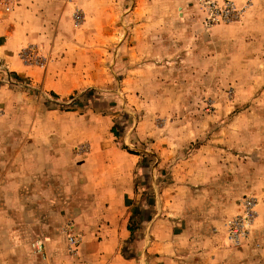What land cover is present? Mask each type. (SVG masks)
<instances>
[{"label":"rangeland","instance_id":"obj_1","mask_svg":"<svg viewBox=\"0 0 264 264\" xmlns=\"http://www.w3.org/2000/svg\"><path fill=\"white\" fill-rule=\"evenodd\" d=\"M32 6L0 0V16L18 10L36 33ZM56 10L68 50L25 45L15 54L25 73L0 60V264H53L51 235L77 258L92 210L118 205L130 237L152 210L181 223L192 264H264V0ZM60 53L80 82L67 94L35 74Z\"/></svg>","mask_w":264,"mask_h":264},{"label":"crops","instance_id":"obj_2","mask_svg":"<svg viewBox=\"0 0 264 264\" xmlns=\"http://www.w3.org/2000/svg\"><path fill=\"white\" fill-rule=\"evenodd\" d=\"M29 1L30 3L32 1L34 6L27 12L31 21L33 19L37 21V24L34 23L38 26L35 30L36 33H27V29L30 28L29 24L26 23L24 16H21L18 10L0 16V60L2 57L7 65H12L24 73L25 70L19 65L15 54L25 45L36 41L44 44L45 48L50 47L54 53L67 49L66 44H63L62 41L64 34L61 32L62 26L66 25V18L62 12L58 17L56 16V5H62L63 0ZM44 13H48L45 19L49 22L48 24L54 22L55 30L51 29L49 25L43 27L44 25L41 24ZM62 54L60 53L58 60L50 64L45 71L35 73L41 86L56 94L71 93L80 87V82L71 80L67 71L64 70L68 68L66 63L71 60H67V55ZM149 208L153 209L154 207L146 206V211ZM71 209L76 213V220L83 222L87 210H82L79 207L74 209V205L69 207L68 211H72ZM154 209H157L156 206ZM95 210L96 212H93L92 217L88 219L89 223L90 221L94 222V226L91 227L84 222L89 226L84 228L87 235L85 243L79 248L77 258L71 259L67 255L63 244H57L59 241L56 240L55 235L46 237L44 243L48 250V256L53 259V264H192V256H187V251L183 250L189 247V243L181 237L186 232L181 229V223H174L168 217L163 219L159 217V213L152 210L151 217L146 218L144 222L146 229L142 223L138 222L136 223L138 229L130 237L128 218L125 219L127 217L125 207L110 206L106 210L98 207L92 211ZM164 212H166V208L160 206V213ZM103 213H106L105 218L111 219L108 225L101 223V214ZM137 220L140 221L141 218L140 220L137 218ZM180 233L183 234L179 236ZM55 245L57 246L56 250L53 248Z\"/></svg>","mask_w":264,"mask_h":264},{"label":"built area","instance_id":"obj_3","mask_svg":"<svg viewBox=\"0 0 264 264\" xmlns=\"http://www.w3.org/2000/svg\"><path fill=\"white\" fill-rule=\"evenodd\" d=\"M68 241H69V245H70L69 247H70L71 252H75L76 248L79 245L80 237L73 233L69 235Z\"/></svg>","mask_w":264,"mask_h":264}]
</instances>
